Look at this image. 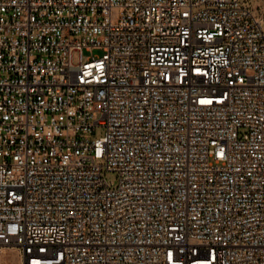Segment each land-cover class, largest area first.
<instances>
[{"label":"built area","instance_id":"built-area-1","mask_svg":"<svg viewBox=\"0 0 264 264\" xmlns=\"http://www.w3.org/2000/svg\"><path fill=\"white\" fill-rule=\"evenodd\" d=\"M248 1L0 0V249L264 264V12Z\"/></svg>","mask_w":264,"mask_h":264},{"label":"rangeland","instance_id":"rangeland-1","mask_svg":"<svg viewBox=\"0 0 264 264\" xmlns=\"http://www.w3.org/2000/svg\"><path fill=\"white\" fill-rule=\"evenodd\" d=\"M248 5L252 8L259 9V11L256 12L257 16H260V13L264 12V0H249ZM94 53L97 55H101L102 50L97 49L94 51ZM87 54L88 52L85 51V56H87ZM104 132H105L104 129H99L96 133V136L100 137L104 134ZM107 179L110 181H114V183H117V173L113 171H109L107 173ZM15 263L21 264L20 253L17 248L10 247V248L0 249V264H15Z\"/></svg>","mask_w":264,"mask_h":264},{"label":"bare ground","instance_id":"bare-ground-1","mask_svg":"<svg viewBox=\"0 0 264 264\" xmlns=\"http://www.w3.org/2000/svg\"><path fill=\"white\" fill-rule=\"evenodd\" d=\"M16 259V258H15ZM15 261H17V260H15ZM13 263V262H12ZM15 264H18V263H15Z\"/></svg>","mask_w":264,"mask_h":264}]
</instances>
